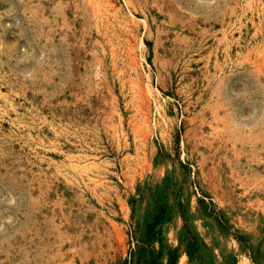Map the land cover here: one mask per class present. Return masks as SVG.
Returning a JSON list of instances; mask_svg holds the SVG:
<instances>
[{"label":"rangeland","instance_id":"obj_1","mask_svg":"<svg viewBox=\"0 0 264 264\" xmlns=\"http://www.w3.org/2000/svg\"><path fill=\"white\" fill-rule=\"evenodd\" d=\"M0 264H264V0H0Z\"/></svg>","mask_w":264,"mask_h":264},{"label":"bare ground","instance_id":"obj_2","mask_svg":"<svg viewBox=\"0 0 264 264\" xmlns=\"http://www.w3.org/2000/svg\"><path fill=\"white\" fill-rule=\"evenodd\" d=\"M174 228L178 229V223L176 221L174 222Z\"/></svg>","mask_w":264,"mask_h":264}]
</instances>
